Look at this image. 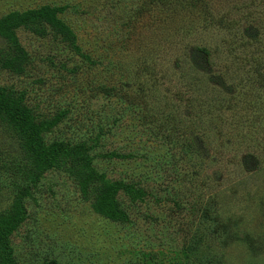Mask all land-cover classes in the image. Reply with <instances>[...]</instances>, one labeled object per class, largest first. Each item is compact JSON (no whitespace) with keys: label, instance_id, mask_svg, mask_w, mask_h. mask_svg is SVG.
<instances>
[{"label":"rangeland","instance_id":"374dc122","mask_svg":"<svg viewBox=\"0 0 264 264\" xmlns=\"http://www.w3.org/2000/svg\"><path fill=\"white\" fill-rule=\"evenodd\" d=\"M45 4L78 49L46 22L20 28L24 71L0 67V86L39 119L66 111L47 143L103 128L93 165L144 195L119 190L127 219L113 220L92 207L99 184L84 192L67 167L32 185L0 120V212L21 199L25 214L14 264H264V0H0V17Z\"/></svg>","mask_w":264,"mask_h":264},{"label":"trees","instance_id":"16d2710c","mask_svg":"<svg viewBox=\"0 0 264 264\" xmlns=\"http://www.w3.org/2000/svg\"><path fill=\"white\" fill-rule=\"evenodd\" d=\"M59 8L48 4L36 8H29L23 11H11L0 17V37L8 43L7 49L0 51V67L13 73L20 74L24 71V64L28 59L26 50L20 45L16 30L23 28L36 34L43 35V22L55 30L64 40H68L74 47H77L76 35L71 28L57 17ZM254 38V36L252 35ZM208 56L210 50L199 47L195 51ZM259 58L255 61L258 62ZM116 91V88H111ZM111 92L110 88H106ZM139 95V101L143 102L147 97V92ZM126 93V92H125ZM128 95L131 98L130 94ZM25 92L18 94L5 86H0V120L11 126L19 135L25 160L32 167L27 169L32 185L37 176L51 170H58L67 167L81 181L82 190L87 187H97L96 199L92 204L95 211L113 220L127 219L126 213L120 208L116 195L119 190L129 196L131 200H136L144 195V192L137 188L135 184L123 180L109 181L103 173H100L93 165L94 154L92 153L101 144V137L104 135L103 128L94 136L78 140H55L49 143L43 139V133L49 132L64 117L66 111H60L51 119H39L32 108L24 103ZM100 154V153H99ZM103 155V154H102ZM107 157H125L117 151L104 153ZM93 184V185H92ZM29 188L24 189L28 193ZM24 206L21 199H17L12 208L5 212H0V264H14L9 257V235L16 229L24 218ZM48 264V263H47ZM50 264H55L51 262Z\"/></svg>","mask_w":264,"mask_h":264}]
</instances>
